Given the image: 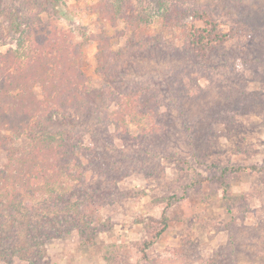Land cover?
Returning <instances> with one entry per match:
<instances>
[{"label": "rangeland", "instance_id": "rangeland-1", "mask_svg": "<svg viewBox=\"0 0 264 264\" xmlns=\"http://www.w3.org/2000/svg\"><path fill=\"white\" fill-rule=\"evenodd\" d=\"M104 1L0 0V52L18 40L27 49L34 35L54 28L81 49L91 112L74 111L50 130L70 128L85 183L109 199L99 208L94 243H81L72 230L46 241L33 263L14 256L0 264H264V170L225 178L233 195L246 194L232 213L219 183H195L224 167L264 169V0H167L200 7L216 21L214 31L225 34L223 49L202 56L197 49L184 53L193 35L186 32L202 29L201 20L187 15L167 28L158 16L148 17L141 35L121 19L100 16ZM155 1L133 0L148 14ZM27 14L41 19L29 40L20 33ZM97 34L105 36L110 64L119 70L113 80L96 71ZM126 88L138 90L135 97H123ZM34 90L40 97V88ZM150 94L158 117L133 109L125 116L127 131L116 134L107 112L122 102L134 107ZM28 142L22 134L0 148V168ZM99 163L101 170L93 168ZM22 194L26 206L36 203ZM172 196L168 226L155 237ZM146 241L152 245L143 249Z\"/></svg>", "mask_w": 264, "mask_h": 264}, {"label": "trees", "instance_id": "trees-1", "mask_svg": "<svg viewBox=\"0 0 264 264\" xmlns=\"http://www.w3.org/2000/svg\"><path fill=\"white\" fill-rule=\"evenodd\" d=\"M138 4L135 5L133 0H105L97 8L101 9L100 16L111 22L121 19L130 25L133 33L142 32L141 35L145 32L141 27L146 22L148 24V17L158 16L161 24L168 28L177 26L181 18L188 15L201 20L204 27L186 32L188 36L193 33L185 40L186 55L192 49L200 51L201 56L209 54L212 49L216 53L223 49L225 34L214 31L216 21L200 7L183 8L167 0H157L151 14H148L143 5ZM0 13H3L2 9ZM38 24H41L38 14H27V26L20 33L29 40ZM96 38L101 41L96 71L113 80L119 76V70L110 64L105 36L97 34ZM31 42L24 49L23 42L18 40L16 48L0 52V148H6L22 134L29 140L26 149L11 150L7 163L0 168V262L16 256L33 263L46 241L62 237L72 230L79 234L81 243H94L102 226L99 208L109 200L104 194H95L97 186L85 183L78 147L70 139V128L60 125L62 130H50V127H59L58 122L74 111L83 109L85 113L91 112L88 101L92 91L83 71L85 60L82 51L73 44L69 34L56 28L34 35ZM36 87L40 88V97L35 93ZM136 91L126 88L120 93L131 98L132 95L135 97ZM123 103L107 112L116 134L127 131L125 116L134 114L133 109L137 115L149 113L154 118L158 117V100L153 94L134 107ZM101 163L93 168L101 170ZM247 170L262 172L264 169L253 165L224 167L212 177L198 175L195 183L204 180L219 183L226 207L232 213L234 203L246 194L233 195L225 178ZM22 192L27 194V200L35 199L36 203L28 204V201L27 206L23 204ZM173 201V196L167 199L159 220L162 227L155 237L167 228L165 209ZM151 245L152 241H146L143 249Z\"/></svg>", "mask_w": 264, "mask_h": 264}]
</instances>
